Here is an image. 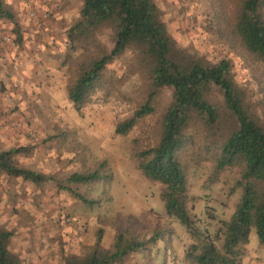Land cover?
Listing matches in <instances>:
<instances>
[{
	"label": "trees",
	"instance_id": "1",
	"mask_svg": "<svg viewBox=\"0 0 264 264\" xmlns=\"http://www.w3.org/2000/svg\"><path fill=\"white\" fill-rule=\"evenodd\" d=\"M230 2L228 11L226 4L215 6L206 23L211 35L246 55L258 88L253 100L233 79L228 57L208 60L175 45L154 0H81L77 16L64 29L60 63L67 66L65 93L76 111L94 102L97 94L104 101H126L118 87L121 79L110 65L127 52V74L143 80L145 93L138 101H128L130 108L112 133L124 137L137 128L126 143V157L142 180L158 185L164 216L189 235L191 242L180 258L185 264H240L251 230L264 250V0ZM0 19L14 24L19 39L13 13L3 0ZM259 69L262 73L256 74ZM164 88L169 101L157 114L156 97ZM213 91L219 100H212ZM26 151L0 150V173L35 186L51 180L56 189L88 207L99 199L84 196L80 187L100 186L98 197L106 194L112 174L105 159L57 179L17 164L15 157ZM204 166L205 187L221 173L235 171L229 193L238 190L232 212L217 219L211 231L197 224L195 197L188 193V170ZM210 209L205 206L204 211L214 220ZM112 221L115 230L108 247L101 245L103 230L97 229L92 244L63 254L62 264H123L131 254L169 238V228L148 231L133 215L115 213ZM10 235L0 225V264L21 263L8 248Z\"/></svg>",
	"mask_w": 264,
	"mask_h": 264
},
{
	"label": "rangeland",
	"instance_id": "2",
	"mask_svg": "<svg viewBox=\"0 0 264 264\" xmlns=\"http://www.w3.org/2000/svg\"><path fill=\"white\" fill-rule=\"evenodd\" d=\"M80 1L3 0L13 13L20 38L13 23L0 19V150L26 148L27 153L15 157L16 163L57 179L105 159L112 179L100 198V186L80 187L84 196L99 199L88 207L56 189L51 180L35 186L0 173V225L11 232L8 248L20 264H62L63 254L92 244L97 229L103 230L101 245L108 247L115 230L112 218L120 213L133 215L148 231L170 229L169 238L131 254L123 264H185L180 258L191 242L189 235L164 216L158 185L142 180L126 157V143L137 128L124 137L112 133L114 123L130 108L128 101H138L145 93L143 80L127 74L129 53L110 65L121 79L118 87L126 101H104L97 94L78 112L66 98L67 66L60 63V56L64 29L77 16ZM154 2L177 47L208 60L228 57L233 79L246 90L247 98L256 97V77L250 75L246 55L211 35L206 23L215 6L226 4L227 10L230 0ZM100 39L106 42L105 36ZM169 93L165 88L158 93L157 114L168 103ZM211 98L220 99L216 91ZM207 173L206 166L188 170V193L195 197L192 212L197 224L211 231L217 219H226L232 212L238 190L229 193L235 171L221 173L216 183L205 187ZM205 206L211 208L214 220L207 218ZM240 264H264V250L252 230Z\"/></svg>",
	"mask_w": 264,
	"mask_h": 264
}]
</instances>
